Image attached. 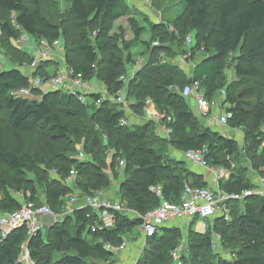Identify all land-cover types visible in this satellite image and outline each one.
<instances>
[{
    "label": "trees",
    "instance_id": "16d2710c",
    "mask_svg": "<svg viewBox=\"0 0 264 264\" xmlns=\"http://www.w3.org/2000/svg\"><path fill=\"white\" fill-rule=\"evenodd\" d=\"M29 1L31 5L26 3L27 0H0V38L4 37L15 49L13 40L18 41L22 35L34 37L37 43L61 40L67 33L61 23L48 18L41 0ZM47 1L57 15L58 0ZM64 1L71 5L68 14L78 21L77 28L84 29L79 41L66 48L67 66L72 68L75 77L98 78L113 96L123 91L127 65L133 62L130 50L142 42L144 33L149 31L160 38L159 46L153 52L168 54L173 52V43L192 35L195 41L192 54L205 53L192 77H182V69L162 72L158 68V58L154 56L153 66L146 65L140 70L128 95L135 97L134 105L139 110L146 107L148 100L156 108L167 109L165 119L173 130V145L184 152L206 149L205 156L210 165L231 172L230 179L223 185L225 189L236 193L252 189L245 171H231L232 158L238 156L235 141L200 124L180 91L172 87L182 84L180 88H183L197 80L206 97L214 99L223 86L217 84L218 79L233 58L238 78L244 79L245 83L259 81L261 89L246 87L238 94L227 95V110L233 114L229 125L247 131L248 148L259 146L258 134L264 133V0H175L179 11L167 22L146 19V26H140L136 18H129L135 37L124 45L128 52L126 58L118 55L120 47L117 37L112 34L115 22L127 16L122 0ZM31 62L29 59L28 65ZM34 76H40L44 81L50 78L44 65L39 66ZM30 80L22 63L0 71V215L21 209L27 201L47 205L52 211L63 214L67 200L74 197L72 185L87 196L95 195L109 185V176L102 167L103 157H108L109 153L114 169L118 170L120 163L125 162L127 174L119 191L131 208L140 214L156 208L161 201L153 188L159 185L163 186L168 200L179 202L191 174L185 167L170 165L168 148L156 139L163 138L160 134L155 131L150 134L146 126L136 128L123 124L126 113L118 104L103 99L101 92L90 93L97 106L92 114H88L78 94L33 87ZM24 88H30V96L19 95ZM254 97L256 104L251 105L248 100ZM81 118L93 122L92 138L73 155L74 149L68 148L73 133L70 123ZM36 131H41L51 141L48 143L49 160L40 158V163L47 166L46 173L52 171V177L41 180L44 200L39 195L37 183L27 175L35 172L33 160L23 154L20 146L17 150L12 146L24 141L40 144L38 138L33 139ZM74 132L78 134L77 130ZM53 144L62 146L61 150H54ZM251 159L264 178V150L256 152ZM72 171L77 174L71 179ZM191 184L203 187L199 185L198 177ZM240 203L244 204L243 210H239ZM231 213L230 222L218 217L206 234L197 232L193 229L195 223H190V238L210 251L213 250L214 233L218 232L223 239L227 235L230 238L234 229L236 238L242 240L236 257L218 264H264V196L253 195L244 201L233 202ZM111 215L115 220L112 228L104 226L95 210L77 207L73 217L75 225L68 221L56 223L46 231L39 229L32 235L26 227L13 230L6 237H2L0 231V264H25L21 260L25 250L32 264H90L88 260L92 254L99 255L103 261H113L115 253L109 246L121 245L123 234L139 228L142 220L118 212H111ZM182 232L181 227H163L150 240L154 248L145 255L146 262L167 264L172 258L171 250L179 247ZM157 238L159 244H153Z\"/></svg>",
    "mask_w": 264,
    "mask_h": 264
},
{
    "label": "rangeland",
    "instance_id": "374dc122",
    "mask_svg": "<svg viewBox=\"0 0 264 264\" xmlns=\"http://www.w3.org/2000/svg\"><path fill=\"white\" fill-rule=\"evenodd\" d=\"M123 5L127 10V16L118 19L115 22L114 30L112 34L115 35L116 42L118 43L120 50L118 55L126 58L128 56V52L124 49V45L127 42H130L134 39V32L132 31L129 25V18H136L140 24V26H146L144 20H149L152 22H167V20L171 18V16H175L177 11H179V5L175 3V0H152L151 4H143L138 0H122ZM28 5L30 1L26 2ZM70 4L64 0H58V14L56 15L55 9L53 5L47 0H41V7L44 13L48 16V18L52 21H58L61 23L64 30H66V35L55 43H46L48 50L52 53L50 58L45 61H41L40 65L46 66L50 77H59L62 73L63 67H67L66 71H72L71 67H68L66 64V48H70V46L79 41L80 33L84 31V29L77 28V20L73 19L69 16L68 12L70 9ZM192 36V35H191ZM4 37L0 38V71L6 68H12L16 65L22 63L24 64V68L27 70L29 65V59H33L34 55H37L38 49H40L39 43L36 42L35 38L32 36L22 35L18 41H14L13 43L16 46L15 48H11ZM141 41L137 45L133 46L130 50V53L133 56V62L127 65V72L124 77V88L121 92V95L124 100V104H118L115 102V98L113 95H110L105 87L101 84L98 78H90L83 79L87 89L83 91L85 97L83 99L84 110L88 114H92L95 110L97 103L90 96V91L95 90L97 92H101L103 99H109L111 102H114L119 105V107L125 111L127 116V125L132 127H143L146 126L151 134L152 131H155L157 134H162L163 126H167L168 119H165L167 116L168 110L164 108H156V112L158 115L156 117H152L146 113V108L143 110H139L135 104V97L129 96L128 92L131 89V86L138 76V73L142 68L146 65L153 66V62L151 60L154 56L158 58V68H161L162 72L168 73L170 69H182L183 74L182 77L186 78L192 77L194 69L196 65L201 62L205 56L204 52H200L197 54H192L193 46L195 42L189 44L188 39L179 40L176 43H173V52L171 54L168 53H158L153 52L154 48L159 46L160 38L154 36L152 33L147 31L141 36ZM144 42H147L146 45ZM27 53V55H25ZM71 55V54H70ZM238 55V54H237ZM73 56V55H71ZM103 56H106L103 55ZM28 57V58H27ZM55 60L58 61V65H56ZM234 59L231 58L228 61V65L224 73L218 79L219 85H223L221 87V92L217 94L216 99L222 105L220 108L216 110H210L208 112H197L196 116L200 124L207 125L214 129L215 131H219L223 133L225 136L233 139L236 143V148L238 149V156L232 158V167L231 171H245L247 180L252 185V189L254 188H262V177L260 173V169L255 168L254 162L251 159V156H254L256 152L259 151L261 153L264 150V133H259V138L261 144L256 146V148H248V138L247 131L243 128H234L230 125L226 127H220L217 123V117L227 109L229 105L227 103V95L230 93L238 94L242 91L243 88L251 87L253 89H261L259 86L261 83L259 81H249L245 83L244 79L238 78L235 71ZM29 70V69H28ZM65 71V72H66ZM71 79V75L69 76ZM70 79L68 83H70ZM182 84H177L176 87L180 90ZM43 89L48 90L49 84L44 83L42 85ZM177 90V91H178ZM222 91L226 93L223 94ZM66 92V91H64ZM172 101H176L174 98H171ZM186 101L189 99H185ZM251 105L256 104V97L248 100ZM190 107L194 112H196V99L193 97L190 102ZM171 116V113L169 114ZM72 128V137L71 144L68 145L70 150L74 149L73 155H76L78 151L82 150L88 143L92 136H90V131L92 130L93 122L90 119H78L75 122L70 123ZM77 130L78 134L74 132ZM262 130L264 131V125L262 126ZM92 135V133H91ZM38 138L40 140V144H37L33 141H24L22 144L13 143L12 146L15 150L20 146L23 154L28 155L34 162V171L28 172V177L37 183L39 195L44 200V186L41 183L43 177L49 176L52 177V171H48L46 173V164L40 163V158L49 160L51 150L48 145L50 143V139L41 131H36L33 135V139ZM158 141L162 142V144L166 145L168 148V156L171 161H169L171 166H179L181 165L182 156L181 152L178 150L172 143V138H156ZM53 149L56 151H60L62 146L53 144ZM64 146V145H63ZM66 146V144H65ZM206 150V149H205ZM206 153V151H205ZM81 154V153H80ZM79 154V155H80ZM104 163L102 164L103 172H105L109 176V185L105 186L101 191L100 198L102 201L108 203L121 202L124 204L125 208H131L129 206L128 200L124 197V195L119 191V187L121 182L126 177V169L125 165H119V169L116 170L113 168V161L111 154L109 153L108 157H103ZM180 162V163H179ZM178 171V169H177ZM179 174V172H176ZM75 189L74 196L77 201H72L71 198L67 200L65 210L63 214H58L53 209V212L49 216H45L41 219L40 223L37 225L39 229H43L46 231L48 227L56 223H65L68 221V224L75 225L74 210L79 207V205L83 202V200L87 197L82 190L78 189L76 186L72 185ZM264 188V187H263ZM22 198V195L19 194ZM73 197V196H72ZM239 210L244 209V204L240 203ZM125 215V214H124ZM210 223V222H209ZM199 224L195 225L193 229L197 230L196 227ZM183 237L179 243V247L177 250L172 252V258L168 261L167 264H218L223 260H232L236 256V253L240 247V243L242 240L240 238H236L237 234L234 229L230 232V238L228 235L221 237L218 239L220 235L218 232L214 233L213 242L218 243L217 248L213 250H206L200 242L193 241L190 238L189 230H185L182 232ZM152 237H147L139 231L138 228L133 230H128L123 234V243L121 245H110V249L115 253V258L113 261H103L99 255L92 254L89 258L88 262L90 264H158V263H147L145 260V255L148 252H151L154 246L150 243ZM234 238V239H233ZM153 244H159V240L157 238ZM21 260L25 264H32L29 258L28 252L25 250L23 252V256ZM202 261V262H201Z\"/></svg>",
    "mask_w": 264,
    "mask_h": 264
},
{
    "label": "built area",
    "instance_id": "2783aa9c",
    "mask_svg": "<svg viewBox=\"0 0 264 264\" xmlns=\"http://www.w3.org/2000/svg\"><path fill=\"white\" fill-rule=\"evenodd\" d=\"M143 4H151L152 0H138ZM0 30V35H1ZM28 36V35H26ZM189 44L195 42L193 36L187 37ZM47 40H43L38 49L37 55L33 56L32 62L28 69L33 73L30 80L31 86L42 87L44 83L49 84L50 90H63L67 93L78 94L79 99L83 102L85 97L83 91L87 89L84 80L81 76H73V70L66 71L62 73L59 77H50L47 81H44L40 76H34L37 72L41 61L48 60L51 56L50 50L47 48ZM55 42V44H57ZM192 55V53H190ZM71 75V79L69 76ZM70 79V83L68 80ZM172 89H177V87H172ZM92 92L93 90H88ZM180 93L185 99H196V104L201 112H208L210 110H216L222 106L216 98L209 99L203 92L202 84L200 81L192 80L190 84L185 85L180 88ZM89 92V93H90ZM121 92H118L115 98V102L118 104H124ZM225 94V91H222ZM19 95L28 97L31 95L30 88H24L20 91ZM146 113L150 116L156 117L158 112H156V105L148 100L146 103ZM124 111V110H123ZM125 112V111H124ZM233 118L232 112L227 109L222 112L217 118V123L220 127H226L229 125L230 120ZM171 118H169V121ZM123 124H127V119L122 120ZM160 135L165 138L171 137L173 130L168 126H163ZM205 149L189 150L184 152L185 158L195 165L208 169L215 175L218 188L217 190H212L206 187L193 186L190 183L185 184L181 198L179 202H172L165 197L163 186L159 185L153 188V191L160 198V204L153 210L140 214L137 210L133 208H125L124 204L121 202L108 203L102 201L100 198L101 192L95 195L87 196L83 202L79 205V208L88 207L96 212H98L100 219L104 221V226L107 228H112L115 224V220L111 215V212H118L125 214L130 218H139L142 220L139 226V231L142 232L144 236L153 237L160 233L163 227H180L179 222L185 223L187 228H189L190 223L199 224L196 227V231L201 234H206L210 227H212L214 220L216 218H224L225 221L230 222L232 220L231 204L233 202L244 201L253 195L264 196V178H262V188H254L250 190H244L242 192H230L222 187V182L229 180L231 177V172L223 167H214L209 164L205 156ZM83 157V154L80 155ZM121 165H125L122 161ZM77 174L76 171L71 172L70 178L72 179ZM72 201H77L74 196L71 198ZM52 210L47 205H37L35 202L27 201L24 203L21 209L0 215V231L2 237H6L11 231L26 227L29 234H34L39 228L37 225L40 223L41 219L45 216L52 214ZM210 222V223H209ZM185 225V226H186ZM95 228V227H94ZM95 230V229H94ZM221 235L218 239H221ZM217 242V241H216ZM216 242H213V249L217 248Z\"/></svg>",
    "mask_w": 264,
    "mask_h": 264
},
{
    "label": "crops",
    "instance_id": "0c3cea01",
    "mask_svg": "<svg viewBox=\"0 0 264 264\" xmlns=\"http://www.w3.org/2000/svg\"><path fill=\"white\" fill-rule=\"evenodd\" d=\"M55 63H56V65H58L59 63H58V61L57 60H55ZM66 66L65 67H63L62 68V70H64L63 72H65L66 71ZM26 72H27V74L28 75H30L31 76V78H32V75H33V73L30 71V70H26ZM193 75V74H192ZM43 88V87H42ZM92 92H97V91H95V90H93ZM92 92H90V93H92ZM91 96V95H90ZM192 99V98H191ZM191 99H189V100H187V103H188V105H189V107H190V102H191ZM222 105H225V103H223ZM196 106H197V104H196ZM220 108V107H219ZM190 109L192 110V108L190 107ZM192 112L196 115L197 114V112L199 113V109H198V107H196V112H194L193 110H192ZM222 114V113H221ZM198 116V115H197ZM196 116V117H197ZM218 118V117H217ZM181 152V156H182V161H181V165L180 166H177V167H180V168H182V167H185L189 172H190V176L188 177V179H187V181H188V183H192V182H194V180H195V178L196 177H198V179H199V185H202L203 187H206V188H210V189H212V190H217V188H218V184H217V181H216V178H215V175L212 173V172H210L208 169H206V168H203V167H200V166H198V165H195V164H193L192 162H189L186 158H185V155H184V151H180ZM227 180H225V181H223L222 182V187L224 188V183L226 182ZM187 184V183H186ZM181 228H182V230L183 231H185V230H188L189 228H187V225L185 224V223H181V222H179V224H178ZM186 225V226H185ZM42 229V228H41Z\"/></svg>",
    "mask_w": 264,
    "mask_h": 264
}]
</instances>
